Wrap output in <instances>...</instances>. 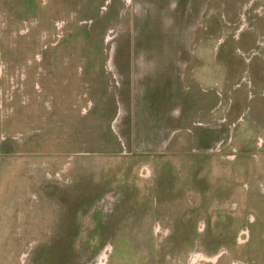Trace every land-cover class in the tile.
<instances>
[{
	"label": "rangeland",
	"instance_id": "rangeland-1",
	"mask_svg": "<svg viewBox=\"0 0 264 264\" xmlns=\"http://www.w3.org/2000/svg\"><path fill=\"white\" fill-rule=\"evenodd\" d=\"M0 264H264V0H0Z\"/></svg>",
	"mask_w": 264,
	"mask_h": 264
}]
</instances>
